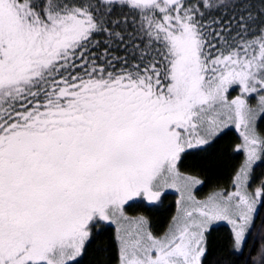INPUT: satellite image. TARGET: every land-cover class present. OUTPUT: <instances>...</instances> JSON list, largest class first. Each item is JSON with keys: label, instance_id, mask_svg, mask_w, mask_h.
<instances>
[{"label": "snow or ice", "instance_id": "obj_1", "mask_svg": "<svg viewBox=\"0 0 264 264\" xmlns=\"http://www.w3.org/2000/svg\"><path fill=\"white\" fill-rule=\"evenodd\" d=\"M201 6L212 0H0V264H78L102 222L118 264H201L214 221L242 248L264 206V186L246 188L264 155V19L241 5L203 23ZM228 124L246 156L235 191L197 200L181 154ZM166 188L181 201L163 234L126 215Z\"/></svg>", "mask_w": 264, "mask_h": 264}, {"label": "trees", "instance_id": "obj_2", "mask_svg": "<svg viewBox=\"0 0 264 264\" xmlns=\"http://www.w3.org/2000/svg\"><path fill=\"white\" fill-rule=\"evenodd\" d=\"M224 2L229 3V7H218L220 0H212L213 6L211 8L201 6L202 22L210 23L213 20L226 22L229 17L239 12L241 5L247 7L254 15H258L260 19H264V15H260L264 12V0H224ZM186 3L197 5L200 0H186ZM124 15L129 18L128 27L131 30L132 14L128 12L127 8L121 9L117 6L113 10L111 18L115 19ZM96 39L103 41L104 37L97 36ZM98 51H103V48ZM116 54L124 55L125 53L123 50H118ZM238 91L232 89L230 96L236 95ZM246 99L250 106L255 104L254 101H258L257 94L247 96ZM257 126L259 134L264 136V120H258ZM240 141L238 133L234 129L228 128L211 139L206 145L194 146L195 149L192 152L183 153L179 161V168L184 173L197 175L203 179L206 188L231 187L232 177L244 160L242 152L237 150ZM221 147L226 149L227 156L225 158H218ZM215 157L221 159L223 163L220 166V174H214V172H209L208 168L199 167L214 160ZM226 162L228 165L225 168ZM191 163L200 165L196 164L195 167H191ZM250 177L253 184L259 188L264 186V155L251 169ZM135 206L131 210L134 213L147 216L149 227L156 235H161L167 230L176 214L172 195H164L156 207L145 204L142 207ZM205 235L206 251L201 264H264V256L261 254L264 252V206L260 204L257 206L254 226L246 235L245 242L239 252L234 247L232 231L227 225H215ZM114 236L115 232L111 227L101 228L95 232L86 244L78 264H118V249Z\"/></svg>", "mask_w": 264, "mask_h": 264}, {"label": "rangeland", "instance_id": "obj_3", "mask_svg": "<svg viewBox=\"0 0 264 264\" xmlns=\"http://www.w3.org/2000/svg\"><path fill=\"white\" fill-rule=\"evenodd\" d=\"M234 89L239 90V87H238V86H234V87H233V90H234ZM231 90H232V89H231ZM231 90H230L229 93H228V95H229V99H232V98H234L235 96H237V95L240 94V90H239L238 93H237L236 95H234V96H230ZM254 102H255V104H254L253 106H251V107H256L258 101L256 100V101H254ZM256 127H257V132H258V126L256 125ZM228 128H232V129H234V130L238 133V135H239V132H238V130L235 128V126H234V125H231V124H228V125L221 126L220 130H219L214 136H212L211 138H209L208 142H210L211 139H213V138L216 137L218 134L222 133L224 130H226V129H228ZM258 133H259V132H258ZM239 137H240V135H239ZM240 140H241V141H240V144H242V138H241V137H240ZM208 142H207V143H208ZM207 143H206V144H207ZM206 144H202V146H203V145H206ZM222 148H223V147H221V150L219 151V157H218V158H222V157L225 158V157L227 156V154H226V149H224V148L222 149ZM194 149H195L194 147L189 148V149H186L184 153H186V152H192ZM241 152H242V154H243V156H244V160H245L246 156H245V154H244L243 151H241ZM182 154H183V153H182ZM182 154H181V155H182ZM186 156H187V155H186ZM218 158L215 157L214 160H211L209 163H207V164H205V165H201V166H199V167H205V168H208V171H209V172H212V173L214 172V174H215V173H216V174H220V172H221L220 166L223 165V163H222L221 159H218ZM226 160H227V159H226ZM244 160H243V161H244ZM257 161H258V160H256V161L253 163L251 169L254 167V165H256ZM224 162H225V161H224ZM227 162H228V161H227ZM227 162L225 163V166H224L225 168H226L227 165H228ZM193 163H194V162H193ZM193 163H191V165H190L191 167H195L196 164H198V163H195V164H193ZM228 163H229V162H228ZM198 165H200V164H198ZM178 169H179V171H180L182 174H184V175H189V176H193V177H195L197 180L200 181L199 184L194 185L193 188H192V195H193L197 200H204V199H206L209 195H211V194H213V193H216V192H223V193L227 194L228 192L235 191V187H234V185H233V180H232V182H231V184H230L231 187L229 186V187H227V188H215V187H214V188H206L203 179H201V178L198 177L197 175H193V174H188V173H184V172H182V171L180 170V168H179V163H178ZM251 169H250V171H251ZM235 174H236V173H235ZM235 174L233 175L232 179H234ZM246 188H247V191L250 192V193H254L255 190H256L257 188H259V186L253 184L252 179H251V177H250V173H249V180H248V183H247V185H246ZM164 195H172V196H173V201H174L175 206H176V214H175V216H177V215H178V208L180 207V204H179L178 202L181 201V193H180L179 191H177L175 188H166V189H164V190L162 191V195H161L159 201H156V202L151 203V204H149L147 201L143 200L142 198H137V200H136L135 202H130V206H128V205L125 206V213H126V215H128V216H130V217L144 216V217L147 218V216H145V215H143V214H141V213H134V211H132L131 208L136 207L135 205H137V206L139 205L140 207H142L143 204H145V205H149V206H151V207H156V205H157L159 202H161V198H162ZM141 203H142V204H141ZM257 206H258V205H257ZM128 207H129V208H128ZM147 220H148V219H147ZM218 224H224V225H227V226L231 229V225H229V224L227 223V221H214V222H212V224L209 225L208 230H209L211 227H213V226H215V225H218ZM106 227H111V228H113V230H114V232H115L114 226L102 222V223L99 224L96 228L93 229L92 235H93L95 232L99 231L101 228H106ZM208 230H207V232H208ZM207 232H206V233H207ZM232 235H233V234H232ZM240 250H241V249L236 250V251L239 252ZM80 258H81V257H79L78 260H80Z\"/></svg>", "mask_w": 264, "mask_h": 264}]
</instances>
